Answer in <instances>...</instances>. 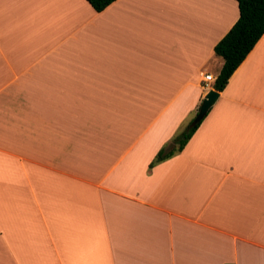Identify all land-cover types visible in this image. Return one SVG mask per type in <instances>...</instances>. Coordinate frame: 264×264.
<instances>
[{"label":"crops","instance_id":"0c3cea01","mask_svg":"<svg viewBox=\"0 0 264 264\" xmlns=\"http://www.w3.org/2000/svg\"><path fill=\"white\" fill-rule=\"evenodd\" d=\"M235 0H0V264H264V33L180 152Z\"/></svg>","mask_w":264,"mask_h":264},{"label":"trees","instance_id":"16d2710c","mask_svg":"<svg viewBox=\"0 0 264 264\" xmlns=\"http://www.w3.org/2000/svg\"><path fill=\"white\" fill-rule=\"evenodd\" d=\"M85 1L94 12H100L115 0ZM235 2L238 17L230 29L213 46L214 55L222 60L221 68L211 85L212 90L216 92H221L224 89L228 78L264 33V0H235ZM190 122L191 120L156 154L149 167L182 150L200 124L198 122L189 128Z\"/></svg>","mask_w":264,"mask_h":264},{"label":"water","instance_id":"95a60500","mask_svg":"<svg viewBox=\"0 0 264 264\" xmlns=\"http://www.w3.org/2000/svg\"><path fill=\"white\" fill-rule=\"evenodd\" d=\"M217 97H218V93L212 89L208 90L205 93V95L200 101L196 114L194 115L190 124L188 125L189 128L193 127L194 125H196L198 122H200L204 118L209 108L216 101Z\"/></svg>","mask_w":264,"mask_h":264},{"label":"built area","instance_id":"2783aa9c","mask_svg":"<svg viewBox=\"0 0 264 264\" xmlns=\"http://www.w3.org/2000/svg\"><path fill=\"white\" fill-rule=\"evenodd\" d=\"M203 87L208 89L209 84L213 83V78L210 74H204L202 76Z\"/></svg>","mask_w":264,"mask_h":264},{"label":"rangeland","instance_id":"374dc122","mask_svg":"<svg viewBox=\"0 0 264 264\" xmlns=\"http://www.w3.org/2000/svg\"><path fill=\"white\" fill-rule=\"evenodd\" d=\"M193 117H194L193 115H190L189 118L183 123V125H182V127H181L180 129L182 130V129L188 124V122H189L190 120H192ZM181 130H179V131H181ZM176 134H177V133H176ZM176 134H175V135H176ZM175 135H174V136H175ZM174 136H173V137H174ZM164 147H165V146H164Z\"/></svg>","mask_w":264,"mask_h":264}]
</instances>
